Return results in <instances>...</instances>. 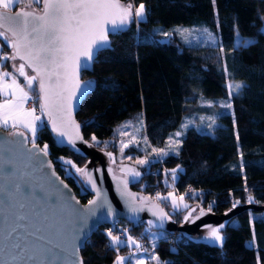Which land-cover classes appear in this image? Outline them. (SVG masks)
I'll list each match as a JSON object with an SVG mask.
<instances>
[{"label":"trees","instance_id":"obj_1","mask_svg":"<svg viewBox=\"0 0 264 264\" xmlns=\"http://www.w3.org/2000/svg\"><path fill=\"white\" fill-rule=\"evenodd\" d=\"M131 2L136 6L145 4L146 18L111 36V46L99 53L90 72L82 73L84 79L94 82L76 114L83 137L106 156L112 153L118 165L135 166L141 176L131 180L130 186L153 199L158 192L171 191L177 197L183 195L189 209L208 211L211 205L209 212L214 214L234 208L236 201L237 206L248 204L249 195L254 201L251 204L264 205V32L259 31L264 0H215L214 4L213 0ZM185 25L207 29L215 37V44L186 43L176 31ZM164 30L170 31L166 41H162ZM239 37L250 38L248 41L253 43L237 47ZM3 51L9 53L10 49L4 47ZM230 81L244 87L229 100ZM227 102L232 103L231 109L221 106ZM208 114H214L213 127L207 125L206 131H199L189 126L180 137L178 152L162 157L151 154L153 147L167 148L169 136L181 128L186 118L197 121ZM139 119H143L144 126L137 136H146L148 144L142 140L138 147L130 144L121 156L123 136L118 127L124 122L138 126ZM36 142L42 147L48 145L56 171L85 203L91 194L82 186L75 169L64 161L82 167L87 158L56 146L47 128ZM129 156L133 159H127ZM145 158L151 163H136ZM172 169H182L176 173L175 182L171 180ZM161 204L174 220H183L169 202ZM223 225L221 248L213 241L194 240L181 233L172 243L167 239L169 232L147 231L149 227L141 222L119 219L93 232L80 253L83 264H113L117 252L109 248L106 233L125 227L130 235L148 233L150 241L151 233L157 235L155 253L161 264H264V210L240 211ZM148 249L151 252V244ZM129 251L121 247L119 255L127 257Z\"/></svg>","mask_w":264,"mask_h":264},{"label":"snow or ice","instance_id":"obj_2","mask_svg":"<svg viewBox=\"0 0 264 264\" xmlns=\"http://www.w3.org/2000/svg\"><path fill=\"white\" fill-rule=\"evenodd\" d=\"M37 7L40 11H37ZM147 14L144 3L136 6L131 0L128 3L123 0H0V131H7L13 138H20L13 142L18 143L24 150L29 165H34L38 170L52 167L50 161L42 159L48 156V145L44 144L43 148H40L36 143L39 133L45 128H49L56 137L73 147L77 140H83L80 125L73 117V108L74 103L94 82H82L81 71L88 69L99 53L111 46L109 33L124 31L133 22L143 21ZM177 31L181 34H191L189 29ZM204 35L207 41L215 44L212 33L205 29ZM252 43L253 41L239 37L237 47H247ZM4 47H8L10 52L5 53ZM9 61L13 69L11 72L4 70L5 62ZM224 71L227 73L226 63ZM21 77L23 83L20 82ZM242 87L244 85L241 83L230 81L227 84L229 100L234 93L238 94ZM209 106H212L211 102ZM221 106L231 109L232 103H223ZM203 119L202 117L201 120ZM207 119L210 121L208 127H213L215 117ZM191 124H194V121L183 124L181 131L169 136L166 149L153 147L151 154L162 157L171 151L178 152L182 144L179 137L184 135ZM143 126V119H139L138 126L129 122L122 127L131 128L138 134ZM120 135L130 136L128 142L120 141L121 156L130 144L138 147L141 140L145 145L148 144L146 136L138 137L125 131H121ZM92 140L99 143L95 136ZM107 155L115 164L113 154ZM240 157L242 161V152ZM127 159L133 158L129 156ZM9 163L12 161L9 160ZM64 163L71 165L84 184L95 194V199L88 202L86 210L74 208L71 200L75 198L69 197L66 201L68 212L85 219L95 215L98 209L106 208L107 214L114 215V209L109 206L103 190L97 183V176L87 167H78L72 161ZM136 163L143 166L151 161L147 158L137 159ZM119 170L126 175L122 177L116 175L112 168L108 169L113 173L117 190L125 199L133 216L147 208L162 227L171 217L156 201L169 202L174 211L189 209V205L184 203L185 197H177L171 191L167 195L156 193L154 200L148 196H137L129 190L130 181L127 177L136 181L141 173L135 168L124 166ZM178 171L182 169L171 170L173 182L177 179ZM96 172L100 176L103 175L100 169ZM51 175L54 176L55 173L52 172ZM168 175L166 172L165 176ZM60 183L63 184L62 181ZM64 187L67 188V185ZM19 191L18 182L11 183L6 189L0 188V194L8 197L5 202L0 203V223L3 224V227H0V264H83V260L78 256L80 245L77 243L83 228L68 231L60 221L42 217L35 209H29L17 199ZM247 199L249 203L254 202L251 195ZM75 203L79 204V201ZM238 204L239 201L234 202L233 207ZM196 211L195 208L189 209L184 221L195 223V220L206 214L201 208L198 215L193 217L192 214ZM208 211H211V205ZM147 223V231H150L156 222L150 220ZM223 227V224L210 227L204 239L213 241L222 248ZM124 233L123 239L111 230L106 233L109 248L117 252L114 264H161L158 254L155 253L156 237L151 240L149 252V249L128 234L127 230H124ZM121 247L130 250L127 257L119 255Z\"/></svg>","mask_w":264,"mask_h":264},{"label":"water","instance_id":"obj_3","mask_svg":"<svg viewBox=\"0 0 264 264\" xmlns=\"http://www.w3.org/2000/svg\"><path fill=\"white\" fill-rule=\"evenodd\" d=\"M37 11H40V8H37ZM113 35L115 34L109 33L110 41L111 36ZM93 63L94 61L88 69L81 71L80 79L82 82L86 83L89 81L82 77V73L84 71L90 72L92 70ZM92 89L93 86L91 85V87H89L84 94L79 97L78 101L74 103L73 117L79 125L80 123L76 119V114L80 108L81 101L92 91ZM47 130L52 134L56 146L67 147L74 153H78L87 158L86 163L81 168L87 167L88 170L92 171L97 176V183L103 190L109 206L114 209V215L107 214L106 208L98 209L95 215L85 219H81L69 213L68 204L66 203L69 197L75 198L74 200H71V205L74 208L86 210L88 208V202L95 199L94 192L88 188L78 176L82 186L91 194V197L85 203L80 202L72 187L56 171L54 163L49 155L46 158L42 157V159H46L51 162L52 167L50 169L44 167L42 170H38L34 165H29L24 150L20 148L18 143L13 142L14 140H18L20 138L11 137L7 131H0V177H2V179H0V188L6 189V187L11 183L18 182L20 184V191L17 195V199L22 201L29 209H35L42 217L47 216L60 221L65 225L68 231H71L74 228H83V231L79 233V238L77 240V243L80 245L78 256L81 259L82 256L80 250L84 247L85 242L92 235V233L100 226L104 224H112L119 219H123L126 222L133 224L141 222L148 227L149 225L147 222L151 220L156 222L155 226L151 227L153 230H161L164 232L177 231L190 239L198 240L199 235L203 230L209 229L210 227H216L221 223L223 224L230 217L240 211L247 209L264 210V205H255L251 203L236 206L222 214H214L203 209L206 214L195 220V223L185 222L184 219L177 223L160 203V207H162L171 217V219L166 220L161 227L159 226L157 218L154 217L152 212L147 208L135 216L130 213L127 204L125 203V199L120 196L119 191L117 190L116 181L113 179V173H110L108 169L112 168L116 175L122 177L126 174L120 172V170H118L111 161L105 160V157L107 156L97 150L83 137L81 125L80 133L83 140H77L74 147L56 137L49 128H47ZM85 141L87 143H85ZM36 143L40 146V148H43L38 142ZM9 160H11L12 163H9ZM97 169L102 170V176L96 172ZM52 172L55 173L54 176L51 175ZM127 178L130 181L128 188L131 192L136 193L137 196H148L139 190L133 189L130 186L132 178ZM60 181H62L63 184H61ZM64 185H67V188H65ZM7 199L8 197L0 194V203L5 202ZM75 201H79V204H76ZM156 203L159 202L156 201ZM199 211L200 209H198L196 213L192 214L193 217L198 215ZM0 227H3L2 223H0Z\"/></svg>","mask_w":264,"mask_h":264},{"label":"rangeland","instance_id":"obj_4","mask_svg":"<svg viewBox=\"0 0 264 264\" xmlns=\"http://www.w3.org/2000/svg\"><path fill=\"white\" fill-rule=\"evenodd\" d=\"M21 6H25V5H21ZM138 6V5H137ZM34 7H35V5H34ZM38 8V7H37ZM199 27V25H196V26H193V25H185V26H181V27H179V28H176V31L178 30V29H189V30H191V34H181V32L180 31H177L181 36H183V38L186 40L185 42L186 43H189V44H193V45H201V44H204V43H207V42H209V41H207L206 40V38H205V35H204V30H205V28H198ZM207 30V29H206ZM259 31H261V32H264V19H263V23H262V26L260 27V30ZM207 32H209V31H207ZM161 33H162V35H163V39H162V41H166L168 38H169V35H170V31H166V30H164V31H161ZM165 33H169V35H165ZM210 33V32H209ZM250 38H247L246 39V41H248ZM17 63H19V61H17ZM4 70H6V71H9V72H11V71H13V69H12V67H11V62L9 61V62H6L5 63V68H4ZM19 79H21L22 81H23V78L21 77V78H19ZM205 105H208L209 104V102H206V103H204ZM204 118L203 120H201V118ZM202 117L200 118L199 117V119L196 121V120H194V119H191V118H186L185 119V122L183 123V124H185V123H187V122H189V121H194V124H191L190 126H195L196 127V129L197 130H199V131H206V129L204 128V126H207L208 125V123L210 122L207 118L208 117H214V114H208V115H202ZM126 123H129V122H124V123H122V124H120L119 125V127H118V131H119V133L121 132V131H125V132H128V133H132V134H135V135H137V133H134V131H133V129H131V128H129V129H124L122 126L123 125H125ZM182 124V125H183ZM181 125V126H182ZM182 130V127L178 130V131H181ZM177 132V131H176ZM175 134V133H174ZM174 134H172L171 136H174ZM129 139H130V136L129 135H123V141H125V142H127V141H129ZM179 139H180V137H179ZM167 146H168V144H167ZM103 160V159H102ZM105 160H109V161H111L112 162V160H111V158L109 157V156H107V157H105ZM118 164H120V163H118V162H115V164H113L114 166H116V168L118 167V166H120V165H118ZM124 166V165H123ZM121 167V166H120ZM119 167V168H120ZM124 167H131V168H135L136 170H137V168L135 167V166H133V165H131V164H125V166ZM118 169V168H117ZM119 170V169H118ZM140 178V177H139ZM138 178V179H139ZM167 193L168 192H166V193H161L162 195H167ZM171 205V204H170ZM171 207V209H172V206H170ZM197 211H198V208H195ZM196 211V212H197ZM196 212H194V213H196ZM193 213V214H194ZM188 214V211L187 212H182L181 210H179V211H176V215H177V217L178 216H182L183 217V219H184V216L185 215H187ZM173 219H174V217H173ZM180 222V221H179ZM207 231H205V233H203V234H200L199 235V238H204L205 236H207V234H208V231H209V229H206ZM207 232V233H206ZM151 235H152V237H157V235L155 234V233H151ZM144 254H138V256H143ZM114 264V263H113ZM149 264H154V262H149Z\"/></svg>","mask_w":264,"mask_h":264},{"label":"built area","instance_id":"obj_5","mask_svg":"<svg viewBox=\"0 0 264 264\" xmlns=\"http://www.w3.org/2000/svg\"><path fill=\"white\" fill-rule=\"evenodd\" d=\"M155 193V190L153 191ZM177 223H179V220H176ZM124 230H127L125 227H121L115 231H113V234L120 235L121 238H124ZM132 237L136 238L138 241H140L145 247L149 248V245L151 244L150 237L148 236V233H141L139 235H131ZM180 238V232L177 231H171L167 235V239L171 241L172 243H176L177 240Z\"/></svg>","mask_w":264,"mask_h":264},{"label":"flooded vegetation","instance_id":"obj_6","mask_svg":"<svg viewBox=\"0 0 264 264\" xmlns=\"http://www.w3.org/2000/svg\"><path fill=\"white\" fill-rule=\"evenodd\" d=\"M205 231H207V230H203L200 234H203V233H205Z\"/></svg>","mask_w":264,"mask_h":264}]
</instances>
